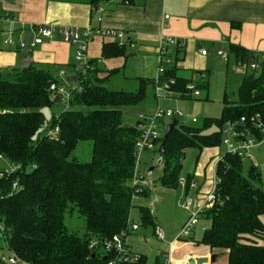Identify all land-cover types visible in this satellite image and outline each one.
I'll return each mask as SVG.
<instances>
[{"label": "trees", "instance_id": "trees-1", "mask_svg": "<svg viewBox=\"0 0 264 264\" xmlns=\"http://www.w3.org/2000/svg\"><path fill=\"white\" fill-rule=\"evenodd\" d=\"M100 1L88 0L93 9ZM124 48L106 42L102 54L121 56ZM229 53L244 63L252 56L233 43ZM176 69L173 65L166 74L176 79L172 90L189 98L186 84L191 78L176 75ZM96 72L95 68L88 71L80 90H70L67 108L50 120L45 112L59 94L49 88L61 81L51 68L29 64L10 75L0 73V156L4 158L0 160V237L24 264H101L98 246L90 248V242L105 240L128 225L138 132L136 126L122 124L121 108L139 103L145 85L153 79L139 78L135 91L109 90L100 84L106 77L99 78ZM195 85L206 89L208 80L200 78ZM223 101L220 117L206 118L202 127L177 125L166 137L163 131L155 149L158 152L164 143L159 153L164 166L162 185L178 186L187 148L202 150L221 144L225 120L264 117V70L245 73L237 99L230 102L225 96ZM56 125L57 136H49L47 129ZM211 125L216 130L206 133ZM80 141H91L88 161L71 156ZM9 164L20 168L10 171ZM216 174L218 198L202 214L210 225L198 243L225 252L227 264H264V190L257 167L250 165L245 174L243 160L224 153ZM186 179L192 180L191 176ZM147 194L145 187L141 195ZM69 209H76L84 219V233L67 230L64 220ZM139 209L142 219L154 224L149 208L140 205ZM142 260L148 264L143 256Z\"/></svg>", "mask_w": 264, "mask_h": 264}, {"label": "crops", "instance_id": "crops-1", "mask_svg": "<svg viewBox=\"0 0 264 264\" xmlns=\"http://www.w3.org/2000/svg\"><path fill=\"white\" fill-rule=\"evenodd\" d=\"M43 24H52L56 28L101 27L121 30L125 38L131 41L130 48L133 52L151 59L157 56V47L162 36L178 37L183 40V47L177 54L175 51L171 52L172 59L177 68L176 75L185 78H189L191 74V77L199 76L208 80L209 61L212 56L219 55L218 50L225 52L228 58L233 57L237 64L241 63L243 66H248L252 60L264 64V0H101L95 9L88 0H0V39H3L5 30L20 31L29 25ZM24 36L31 38L33 33L29 31ZM114 41L111 37L96 36L88 44L87 55L97 69L96 76L106 77L100 83L102 86L126 61L125 48L121 56H103L104 43ZM232 43L252 53L251 60L246 63L236 60L229 53ZM2 44L0 43L2 75H10L26 67L23 64L26 55L31 57V65L51 68L57 76L67 67H72L74 62L75 46L66 43L58 32L29 50ZM201 49H206L207 53L202 55ZM225 62L228 63L229 59ZM94 82L97 83L95 80ZM190 190L185 189L183 195ZM203 196L204 194L202 198ZM152 217V225H159L157 216ZM139 227L138 224L137 229L127 233L124 239L148 264H162L166 254H169L172 264H188L187 257L191 260L197 257L209 258L215 254L214 261L208 259L201 263L214 264L218 258L217 251L191 239L194 237V232H191L190 236L183 239H177L173 235L166 246L162 244L166 251H161L160 255L157 254L150 261L145 242L136 236L137 233L144 236L146 230L140 231ZM204 229L205 227L202 228L203 231ZM220 254L224 255V264H227L226 253Z\"/></svg>", "mask_w": 264, "mask_h": 264}, {"label": "rangeland", "instance_id": "rangeland-1", "mask_svg": "<svg viewBox=\"0 0 264 264\" xmlns=\"http://www.w3.org/2000/svg\"><path fill=\"white\" fill-rule=\"evenodd\" d=\"M2 39V37H1ZM0 39V43L2 44ZM3 45V44H2ZM130 44L125 45L127 53L124 66L117 72L110 76V80L104 84L109 90H126L135 91L139 86V77L147 79L148 77L154 78L157 70V56L155 58H144L138 53L133 52ZM170 58H173V53H170ZM229 62L226 63L219 55L212 56L210 59L208 88H198V93L194 92L189 98H182L177 92L164 94L157 98L154 84L148 82L144 88V97L136 105H125L121 108V121L125 126H136L137 118L139 115L152 117L157 111H167L175 113V117L164 118L160 122V134H163L164 127L173 119L178 120V125L202 127L205 119L208 117H220L224 106V95L228 101H235L237 99V89L243 78L244 73H250L251 70L247 65L239 66L233 57L229 56ZM74 63V62H73ZM64 72V79L69 76L75 75L72 67L69 66L62 70ZM54 72V70H53ZM55 73V72H54ZM56 74V73H55ZM193 74V72H192ZM191 75V74H190ZM193 81H197L200 77L190 76ZM60 78L59 86L64 87V92H61V100L56 102L50 109L46 110L45 115L48 120L52 115H56L67 108V94L69 89H72L79 80L72 83L65 84L64 79ZM180 112L181 114H178ZM195 118L197 121L193 122ZM216 130L214 125L206 128L205 132L210 133ZM91 141H80L71 156L79 161H88L91 157ZM226 148L224 144L216 147H208L199 150L198 148H187L184 157L181 160L180 174L182 177L187 178L191 176L197 182L196 188L190 190L186 194V198L193 201L192 209L202 199V195L207 192L206 190L212 187L214 168L213 162L216 158L224 154ZM254 158L260 177L261 183L264 185V142L254 147L251 151ZM213 157V158H212ZM159 153L154 150H147L141 153L138 169L144 175L147 182L146 188L148 194L136 196L132 201V206L129 213L130 222H138L140 231L146 230L144 236L137 233L136 236L142 238L148 249V257L153 261L157 254L160 255L161 251H166L162 247L174 237L176 238L184 225L190 218L191 212L183 209L179 205V201L185 198L183 195V188L168 187L162 185L159 178L164 172L162 163H157ZM3 163V162H2ZM1 163V164H2ZM6 165V164H5ZM252 162L248 158L243 159V172L246 174ZM151 168V173L147 174L148 169ZM150 190V191H149ZM201 198V199H200ZM147 206L151 209L152 215L157 216L159 226L162 228L166 235L165 240H159L154 233V225L145 222L142 219L139 206ZM264 223V215L261 216ZM65 225L67 230L75 231L80 234L85 232L84 219L77 213L76 209H69L65 214ZM210 225V220L199 216L198 222L193 228L194 241L198 242L203 234L202 228H207ZM132 232L131 230L128 231ZM191 233V234H192ZM190 234V235H191ZM169 235H172L169 238ZM166 246V245H165ZM101 250V249H99ZM10 255V250L6 247L4 239L0 237V256ZM23 263V262H22ZM225 257L223 254L218 255L214 264H224ZM24 264V263H23Z\"/></svg>", "mask_w": 264, "mask_h": 264}, {"label": "built area", "instance_id": "built-area-1", "mask_svg": "<svg viewBox=\"0 0 264 264\" xmlns=\"http://www.w3.org/2000/svg\"><path fill=\"white\" fill-rule=\"evenodd\" d=\"M31 31L33 36L31 38L25 37L24 34ZM54 32H58L62 39L66 43L73 44L75 46V55L74 63L72 69L75 72V75L80 78L78 83L72 88L74 90H80V82L83 79L87 78V73L89 70L93 69V63L87 55L88 44L96 36H107L111 37L114 42L118 45L130 44L131 41L125 38V34L121 30L114 29H104L101 27H86L84 29L77 28H56L52 24H43V25H29L24 27L20 31H15L13 29H8L3 31L4 37L2 43L7 47H15L20 49H32L38 44H41L44 39L51 38ZM183 40L178 37L173 36H162L159 40L157 47V70L156 76L153 78L154 89L157 98L163 96L164 94H169L175 92L172 90V86L175 84V77L168 76L167 71L174 65L173 59L170 58V53L176 49H182ZM200 53L205 55L207 53L206 49H201ZM218 54L226 61L228 55L218 50ZM31 57L26 55L23 58V64L28 66L30 64ZM239 66H243L241 63H238ZM250 70L255 71L256 73L264 70V64L258 63L254 60L250 61L248 64ZM62 80L64 79V72L59 73ZM76 77V78H77ZM67 79V78H66ZM64 79L65 84H68L67 80ZM51 91H55L60 94L64 92V87L59 86L57 83H52L49 88ZM195 81L191 79L186 84V92L189 96L194 92L198 93ZM70 90L67 94V100L70 95ZM179 94V93H178ZM178 114H181L178 112ZM175 117V113L170 110L167 111H157L152 117H146L144 115H139L137 118L136 129L137 137L135 140V169L133 172L131 185L133 186V192L131 194V201H133L136 196H140L142 190L146 187V180L144 175L138 169V163L140 162L141 153L147 150H154L158 146V139L161 136L160 134V122H163L164 118ZM193 122L197 120L192 119ZM48 125L47 121H44V126ZM59 131V127L56 125L54 127H49L46 133L51 137H56ZM264 142V117L260 114L247 116H240L235 120L227 119L224 121V124L221 129V144H224L226 151L224 153L234 155L240 159L248 158L252 165L255 166L256 162L252 157L251 151L254 147L262 144ZM223 154L216 158L213 162L214 175L212 187L204 194L203 198L198 204L195 205V208L192 209L193 201L190 198H185L179 201V205L191 212L190 218L182 226L177 239H183L190 236L194 225L198 222V217L203 214L207 209L212 208L217 201V187L220 182L219 177L216 174L217 164L222 161ZM0 160H4L0 156ZM9 170L14 171L20 168V165H11L9 164ZM2 174H0L1 176ZM178 185L183 188V190L196 188L197 182L190 180L187 182L185 177L181 175L178 178ZM13 187L17 186L16 182H13ZM264 190V185L262 186ZM149 208V207H148ZM151 212V209L149 208ZM152 213V212H151ZM138 227L137 222H128L126 228L122 229L118 233L113 234L111 237L98 241H91L89 244L90 248H95L98 246V258L101 260V264H143L142 256L138 252L132 250L125 243V236L128 231L135 230ZM154 233L159 240H164L165 233L162 228L155 224ZM101 249V250H99ZM95 254V253H94ZM93 254V255H94ZM186 261H190L189 257L186 258ZM0 264H23L19 258L13 253L10 252L8 256H0ZM162 264H172L169 254L165 255V259Z\"/></svg>", "mask_w": 264, "mask_h": 264}, {"label": "water", "instance_id": "water-1", "mask_svg": "<svg viewBox=\"0 0 264 264\" xmlns=\"http://www.w3.org/2000/svg\"><path fill=\"white\" fill-rule=\"evenodd\" d=\"M253 59V57H252ZM76 75H72V76H69L67 77V82L70 84L72 83L75 79H76ZM59 95L56 96V98L54 99L55 102L58 101L59 99ZM178 120L176 119H173L171 120L165 127H164V137H166V134L169 133L174 127H176L178 125ZM164 151V143H160L159 144V147H158V153H162ZM157 163H162V158L159 157V159L157 160ZM151 173V168L148 169L147 171V174H150ZM94 256V255H93ZM208 259L210 261H214L215 259V254H212L209 258L208 257H197V258H193L191 259L188 264H201V263H204L206 261H208Z\"/></svg>", "mask_w": 264, "mask_h": 264}]
</instances>
